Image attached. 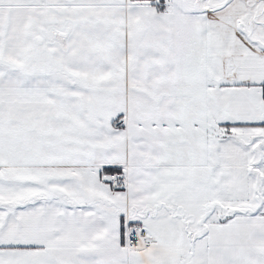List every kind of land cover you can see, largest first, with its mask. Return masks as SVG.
<instances>
[{
    "label": "snow or ice",
    "instance_id": "snow-or-ice-1",
    "mask_svg": "<svg viewBox=\"0 0 264 264\" xmlns=\"http://www.w3.org/2000/svg\"><path fill=\"white\" fill-rule=\"evenodd\" d=\"M0 264H264V0H0Z\"/></svg>",
    "mask_w": 264,
    "mask_h": 264
}]
</instances>
